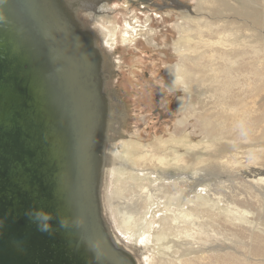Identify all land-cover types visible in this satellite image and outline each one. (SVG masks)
<instances>
[{"label": "rangeland", "instance_id": "374dc122", "mask_svg": "<svg viewBox=\"0 0 264 264\" xmlns=\"http://www.w3.org/2000/svg\"><path fill=\"white\" fill-rule=\"evenodd\" d=\"M69 1L77 3L79 9L75 16L85 23L84 29L92 34L101 56L102 89L109 113L106 129L114 131L111 134L112 143L117 146L114 151L126 159L125 166L120 169L121 178L133 182L130 175L135 173V177L141 179L147 171L158 174L170 172L172 175L185 173L189 166L197 173L190 174L192 181L188 178L181 190L189 189V185L196 184L198 178L207 179L202 184L203 189L209 191L206 194L208 201L196 202L194 199L195 206H189L196 217L197 213L204 211L203 217L206 218L202 231L206 233L198 237L201 222L192 220V236L188 239L183 236L188 249L192 250L181 256L185 259H177L167 255L168 252L158 244L160 217L166 209L164 205L160 204L155 218L148 222L152 236L147 241L148 245L142 247L139 244L144 238L140 234H125L116 211L117 190L122 182L118 174L108 172L99 190L101 215L112 228L121 248L132 255L135 264H264V74L261 73L264 68V38L259 42L248 38L252 31L242 29L238 30L240 33L233 31L242 36L243 41L239 45L230 47L216 43L219 42L218 36L207 33L228 18L222 15L215 18L206 11L198 12L197 9L209 0ZM190 19L200 24H192ZM205 21L211 25H206ZM114 25L117 27L115 31ZM260 31L261 28L255 29L256 35ZM126 37L129 40L125 42ZM234 47L242 48V52L245 49L244 54L232 58L219 53ZM235 59L239 64L246 63V68L239 73L232 72L229 81H226L225 74L215 76V70L226 65L230 67L233 64L231 60ZM202 66H205L202 70L204 79L194 68ZM250 68L251 72L257 70L256 75L249 74ZM176 69L178 80L174 85ZM179 74H183L180 75L183 79ZM232 90L239 96L238 104L229 103ZM216 91L222 96L218 106ZM19 95L15 87L3 89L0 93L3 132L20 126L26 102L24 93ZM160 98H166L167 105L162 107ZM112 107L115 115L113 109L110 110ZM161 108L166 112L172 111V116L167 113L168 118L161 120L157 114ZM119 110L123 116H117ZM1 134L0 131V141L6 146L7 139ZM121 143L128 147L125 149ZM176 153L191 164H182L174 173L155 157L166 156L169 162H174ZM194 155L198 159L206 158L199 165L200 169L192 165L193 158L189 156ZM29 160L20 156L16 162L11 161L10 169L22 175L30 170ZM143 180L139 181L146 185L151 183ZM18 187L27 189V184L18 179ZM131 193L129 190L126 198L131 197ZM133 193L138 194L136 190ZM215 203L217 206H213ZM166 231L170 232L169 229ZM170 252L176 256L181 253L179 251L178 254V250Z\"/></svg>", "mask_w": 264, "mask_h": 264}, {"label": "water", "instance_id": "95a60500", "mask_svg": "<svg viewBox=\"0 0 264 264\" xmlns=\"http://www.w3.org/2000/svg\"><path fill=\"white\" fill-rule=\"evenodd\" d=\"M0 15L4 17L0 20V78L7 73L14 75L18 82L37 84L35 88L46 93L50 111L77 110V136L81 135L77 145L81 150L74 194L77 200L73 243V252L77 256L75 263L135 264L132 255L114 243L101 215L97 173L99 157L96 154L100 143L98 139L99 148H96L95 136L94 133L91 136V132L97 131L100 136L104 131L103 117L107 108L102 89L101 56L92 34L78 21L76 25L74 9L65 0H5ZM15 90L17 95L24 93V101L27 102L25 90L17 85ZM22 115L20 126L10 132H3L4 124L0 123L1 135L7 139L6 146L0 141L3 156L0 190L5 188L8 196L12 194L14 204L25 215L17 222L0 214V264H43L45 250L49 255L47 264H63L54 258L52 247V242L58 238L53 236L56 224L58 227L63 220L59 217L57 203L62 195L51 185L37 182L34 159L29 154L31 143L27 134L26 108ZM20 156L30 159V170L22 175L10 169L11 161L16 162ZM18 179L27 184V189L18 187ZM29 190L44 195L47 211L53 217L50 221L52 232L45 235L49 241L45 247L36 244L35 240L20 244L22 238L18 228L21 223H30L26 215L33 205L27 194ZM62 228L68 233L67 227ZM36 231L34 229L31 233Z\"/></svg>", "mask_w": 264, "mask_h": 264}, {"label": "bare ground", "instance_id": "6f19581e", "mask_svg": "<svg viewBox=\"0 0 264 264\" xmlns=\"http://www.w3.org/2000/svg\"><path fill=\"white\" fill-rule=\"evenodd\" d=\"M65 1L67 2V0H65ZM68 2H69V5H71L73 7L74 12L76 13L77 9H79L77 3L71 2L69 0H68ZM124 3H125V1H124ZM206 4L207 5L209 4V5L207 6ZM206 4L205 5H201V7L199 9H197L198 12L203 13V12L206 11L211 17H215L216 18L217 16L222 15L221 17L226 16L228 18V19L223 20V22L221 21L222 24H219L218 26H216V28L213 31L207 33L208 35H211V36H213V35L218 36L219 42H216V43H221V45H223V46H230V47H231V45H234V46L235 45H239V43H241L243 41L242 36H239L240 34L238 35L237 33L233 32V31H235V30L238 31V30H242V29H245V30H248V31H252L253 34H249V37L245 33V35L248 38H254L258 42H259V40L264 38V0H209ZM80 8H82V7H80ZM197 18H199V17H197ZM75 19H76V25H77V21H78L79 22L78 24L84 26L85 23H83L80 20H78L76 18V16H75ZM235 19H237V20H235ZM205 22L207 23L206 25H211V24H209V21H205ZM191 23L192 24H200L199 22H196V20H191ZM97 24H98V22H97ZM199 27H200V25H199ZM258 28H261L262 31L258 32V35H256L255 29L258 30ZM116 29H117V27L114 25L113 30L115 31ZM205 30H207V29H205ZM127 31H129V30H127ZM207 31H209V30H207ZM118 32H120V31H118ZM143 32L145 33V31H143ZM129 34H130V31H129ZM128 40H129V38L126 37L125 38V42L128 41ZM244 43L248 44V42H244ZM254 44L256 45L255 42H254ZM256 46H258V45H256ZM236 47L231 48V49H224V50L220 51L219 53H223L224 55L230 56L232 58H236V57L239 58L241 55L244 54L243 52H245L244 51L245 49H243V52H242L240 50L242 48H236ZM263 50H264V48H263ZM211 56H214V55H211ZM207 57H208V55H207ZM262 57H264V56H262ZM114 59H116V57ZM231 61H232L233 64L230 65V67H227V65H226V66L220 67L221 69L218 68L220 70H215L214 71L215 76L217 77V75L219 73L225 74L226 81H229L230 79H228V78H229V76L232 75V72L239 73L240 70H242L244 67L246 68V66H247L246 63L245 64L244 63L239 64L238 63V59L231 60ZM196 66L199 67V66H201V64H196ZM197 67H194V68L197 69L200 72V77L203 78V79L206 78L205 74L202 71L205 68V66L204 67L202 66L201 68H197ZM259 67L261 68V66H259ZM251 70H252V68L249 69V71H248L249 74L250 75H256V71L257 70L256 71H252V72H251ZM261 73L264 74V68L261 70ZM180 75H183V74H179V76ZM180 77L182 78V76H180ZM103 80L104 79L102 78V87H103V83H104ZM254 90H255V88H254ZM218 94H220V93L218 91H216V96H217L216 105L217 106L220 105L221 102H222V96H219ZM238 100H239V96L237 94H234L233 90H232V95L230 96L229 103L232 104V105L238 104L237 103ZM262 101H264V100H262ZM112 109H113V107L110 110H112ZM112 111H113V114L115 115V112H116L115 109H113ZM108 114L109 113H108V107H107L106 115L103 117L105 129L103 128L104 131L102 132V134L99 136L97 131L91 132V136H93V133H94V136H95L94 138L93 137L92 138L95 141L96 148H99L98 139H99V143H100V148L98 149V151L96 153L97 156L99 157L97 159V173H98L99 190H101V187H103V183H105L104 180L106 178V175L108 176V174L110 172L113 175H116V174L119 175V181L122 182V183H120V186L118 187V190H117V199H118L117 202H118V205L116 207V211H117L118 215H120V222L123 225V229L125 231V234L127 233V234H129L131 236H135L136 233H137V234H140V235L144 236V238L139 242V244L142 247L146 246V244L148 243L147 241H149V237H150V232H149V228H148V222L151 221V218H155L154 214H156V209L160 208L159 207L160 204L162 206L164 205L166 207V209H165V211H163L164 214H162L161 217H160L161 224L159 226V228H160L159 231L160 232H159L158 237H157L158 238V242H159L158 244H159V247L164 248V251L168 252L167 255H171V257H176L177 259H182L185 255L190 253L191 250H192V249H188V246H189L188 242L185 241L186 239H188L189 237L192 236V233H191V221L192 220H197V221L201 222V224H200V226L198 228L197 236L206 233V232L202 231L204 229V227H205L204 224H203V220H205V218H206V217H203V212L204 211H201L200 213H197L198 216L196 217V216H194L195 214L189 210V206L190 205L191 206H195V204L193 203L194 199H195V201L196 200H201L203 202L204 201L205 202L208 201V200H206V194L209 193V191H208V189H206L207 191H205L203 189L204 186L202 184V182H204V180L206 181L207 179L198 178L196 184L189 185V189H187L186 191H185V189L181 190L180 187L184 186V182L188 178L191 180L192 179L191 175L192 174H196L197 170H196V172H194V171H192V169L189 166H187L186 167V169H187L186 171H188V169H189V171H188L189 173L188 172H185V173H183V172L174 173L175 171H178V169L180 168V166L182 164H191L189 160L186 162L185 159H183L181 155L176 153L175 154V158H174V162H169V160L167 159L166 156H155L159 160V162L162 164V166H167L168 168L170 167L171 171H173V173L175 175L174 174L172 175V173H170V172H167V173L165 172V173H159L158 174L156 172L147 171L144 174V176L141 177V179L135 177V173H134L132 175L128 174V175L131 176L130 178H133V180H134L133 182H128V181L123 180L121 178V176H120V173L122 172L120 169L125 166L126 159H124L125 156L121 155L117 151L116 152L114 151V149H117V146H116L115 142L112 143V140H111V134L114 131H109V130L107 131V129H106L108 127L107 124H106L107 121H108ZM117 116H123L122 111H120V110L117 111ZM249 130H250V128H249ZM106 133H109V136ZM209 134H210V132H209ZM117 143H119V142H117ZM121 144H123V143H121ZM188 146H191V145H188ZM127 147H128V145L125 144L124 148L126 149ZM93 153H94V156H95V152H93ZM189 158H193L192 165H195V167H197L198 169H200L199 165L202 162L205 161L204 159H206V158H202V157H201L202 159H198V157H196V155H194V157H190L189 156ZM176 176H178V178H176ZM171 177H175V178L173 180H171ZM143 179L148 180L151 183L148 184V185H146L144 183L142 184V182L144 181ZM113 180H115V179H113ZM139 180H143V181L140 182ZM158 180L159 181H163V183H158L159 182ZM179 180H181V182ZM187 182H189V181H187ZM164 188L166 190H164ZM129 190L132 191V193H131L132 195H131V197L129 195V198H126L125 194ZM135 190L138 192V194L133 193ZM112 192H113V190H112ZM215 195H216V193H215ZM99 201H100V196H99ZM99 203H100V206H101V201ZM218 204H219V201H218ZM213 206H217V204L215 203V204H213ZM103 219H104V217H103ZM104 221H105V224L107 226V229H108L110 235H112L111 237H112V240L114 241V243L117 246L122 247L121 243L119 241H117L118 238L114 234L112 228L110 227V225L108 224L106 219H104ZM167 229H169V231H170L169 233H167V231H166ZM151 231H152V229H151ZM168 235H170L172 238L170 239V237H168ZM171 243H173V244H171ZM206 247H208V246H206ZM173 250L174 251L178 250V252H177L178 254H179V251L181 253L179 255H177V256H176V254L175 255L174 254L173 255L169 254V253H171L170 251H173ZM201 252H203V251L201 250ZM162 255H164V254H162ZM181 256H183V257H181ZM183 259H185V258H183Z\"/></svg>", "mask_w": 264, "mask_h": 264}, {"label": "flooded vegetation", "instance_id": "af4514ba", "mask_svg": "<svg viewBox=\"0 0 264 264\" xmlns=\"http://www.w3.org/2000/svg\"><path fill=\"white\" fill-rule=\"evenodd\" d=\"M16 85L24 89L28 97L25 106L28 122L27 134L31 143L29 154L33 156L36 167V180L38 183L42 182V185L45 182L46 186L51 185L52 189H58L61 192V201L59 202L58 199L57 202L60 211L59 217L68 221V233L63 230L60 223H58V227L56 224V230L54 229L53 236H58L52 242L54 258L63 264H77L75 263L77 256L75 257L73 252L76 232L74 225H77V200L74 194L77 181V161L80 158L79 150H81L80 146L77 145L78 141L81 140V135L77 136V110L70 109L65 112L54 109L50 111L46 93H40L35 88L37 84L34 86L31 81L18 82L14 75L7 73L3 78H0V91L2 89L8 90L9 87L14 88ZM73 99L75 100V98ZM161 100L162 98H160V102ZM165 105L167 104L165 103ZM157 112L161 120L168 118L167 113L172 116V111L166 112L163 108ZM0 188L2 187L0 186ZM4 189L0 190V214L2 217L13 218L19 222L25 215L14 204V196L12 194L8 196ZM27 194L33 202L32 209L48 212L42 193H32V190H29ZM36 227V223L31 219L30 223H21L18 228V234L22 238L21 245L32 240H35L36 244H40L41 247L49 244L45 236L46 232H40ZM34 229L37 231L31 233ZM33 237L35 238L33 239ZM48 258L49 255L45 250L42 263L47 264Z\"/></svg>", "mask_w": 264, "mask_h": 264}, {"label": "clouds", "instance_id": "9594fccd", "mask_svg": "<svg viewBox=\"0 0 264 264\" xmlns=\"http://www.w3.org/2000/svg\"><path fill=\"white\" fill-rule=\"evenodd\" d=\"M5 6V0H0V9H2ZM4 19L3 15H0V20ZM178 69L174 70L175 75ZM178 80V76L176 75V79L174 81V85H176V81ZM165 87V86H162ZM167 87V86H166ZM168 89H174L175 87L169 88ZM165 101L166 98L162 99L160 104L162 107L165 106ZM26 215L37 225V228L40 232H47L51 233L52 232V226L50 221L52 220V214L43 210H35V209H29L26 212ZM61 227H67L68 221L66 219L61 220L60 222Z\"/></svg>", "mask_w": 264, "mask_h": 264}]
</instances>
